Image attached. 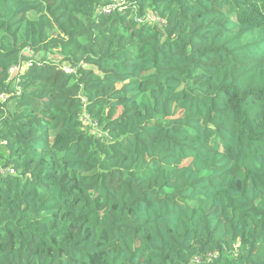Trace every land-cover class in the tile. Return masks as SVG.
Masks as SVG:
<instances>
[{
	"label": "trees",
	"instance_id": "16d2710c",
	"mask_svg": "<svg viewBox=\"0 0 264 264\" xmlns=\"http://www.w3.org/2000/svg\"><path fill=\"white\" fill-rule=\"evenodd\" d=\"M111 1L0 0V264H264V0Z\"/></svg>",
	"mask_w": 264,
	"mask_h": 264
},
{
	"label": "built area",
	"instance_id": "2783aa9c",
	"mask_svg": "<svg viewBox=\"0 0 264 264\" xmlns=\"http://www.w3.org/2000/svg\"><path fill=\"white\" fill-rule=\"evenodd\" d=\"M127 1L128 0H112L111 1V3H109L108 5H106V6H104V8H103V11L105 12V13H110V12H112L113 10H115V9H119V10H122L124 7H125V5L127 4ZM143 20L144 21H150V22H157V23H163V19H161L160 17H159V15H157V14H154V13H147L144 17H143ZM27 64H29V63H27ZM20 66H14L12 69H11V78L12 77H14V76H16V74L18 73V71L20 70ZM65 69H66V71H68V72H72L73 71V69L70 67V66H65ZM9 94H6V93H2L1 95H0V101H6L8 98H9ZM84 123H89L90 122V120H89V116L87 115V114H84V115H82L81 116V118H80ZM9 170V172L10 173H15V171L13 170V169H9V168H2V172H6V171H8ZM195 261H199V258H196V260Z\"/></svg>",
	"mask_w": 264,
	"mask_h": 264
},
{
	"label": "rangeland",
	"instance_id": "374dc122",
	"mask_svg": "<svg viewBox=\"0 0 264 264\" xmlns=\"http://www.w3.org/2000/svg\"><path fill=\"white\" fill-rule=\"evenodd\" d=\"M51 57H52V55H51Z\"/></svg>",
	"mask_w": 264,
	"mask_h": 264
}]
</instances>
